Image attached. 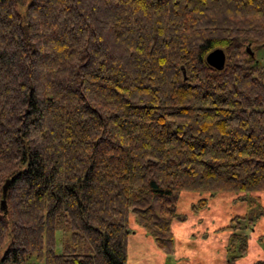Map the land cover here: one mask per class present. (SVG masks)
Here are the masks:
<instances>
[{
	"label": "trees",
	"instance_id": "1",
	"mask_svg": "<svg viewBox=\"0 0 264 264\" xmlns=\"http://www.w3.org/2000/svg\"><path fill=\"white\" fill-rule=\"evenodd\" d=\"M251 44L264 0H0V264H125L129 214L170 255L181 190L264 192Z\"/></svg>",
	"mask_w": 264,
	"mask_h": 264
},
{
	"label": "rangeland",
	"instance_id": "2",
	"mask_svg": "<svg viewBox=\"0 0 264 264\" xmlns=\"http://www.w3.org/2000/svg\"><path fill=\"white\" fill-rule=\"evenodd\" d=\"M247 57L255 59L256 67L264 68V45H246ZM246 50V49H245ZM250 63V62H249ZM256 197V198H255ZM199 199H205L202 208L192 210ZM253 199L257 200L254 204ZM249 200V204L247 201ZM176 216L171 221L173 249L166 255L155 247L152 238L128 216L130 233L127 236L125 264H226V244L229 230L226 226L233 216L253 217L252 228L241 229L246 234L247 249L234 264H253L264 261V192L246 195L233 192L210 194L204 191L181 190L175 205ZM259 215V216H258ZM66 232L54 231V252H60ZM7 244L4 240L0 249ZM33 264H41L31 261Z\"/></svg>",
	"mask_w": 264,
	"mask_h": 264
},
{
	"label": "water",
	"instance_id": "3",
	"mask_svg": "<svg viewBox=\"0 0 264 264\" xmlns=\"http://www.w3.org/2000/svg\"><path fill=\"white\" fill-rule=\"evenodd\" d=\"M248 51V48H246ZM204 61L208 66H210L213 69L220 70L225 62V54L221 48H213L209 52L206 53L204 57ZM8 183V180H5V182L2 185V193L5 192L6 185ZM0 206H4V200H0Z\"/></svg>",
	"mask_w": 264,
	"mask_h": 264
}]
</instances>
